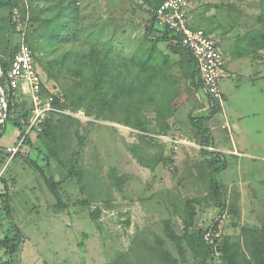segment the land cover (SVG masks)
<instances>
[{"label":"rangeland","instance_id":"obj_1","mask_svg":"<svg viewBox=\"0 0 264 264\" xmlns=\"http://www.w3.org/2000/svg\"><path fill=\"white\" fill-rule=\"evenodd\" d=\"M25 2L29 13L24 18L15 10L16 31L5 32L4 45L14 48L24 38L31 46L39 40L40 51L31 47L43 97L54 90L81 96L86 84L77 74L79 56L92 48L140 62L149 54L168 56L158 70L166 78L153 75L160 84L155 87L158 101H145L141 117L154 136L166 134L183 144L175 152L161 139L154 144L123 129L128 128L121 125L127 118L124 107L115 110L113 120L93 118L87 124L50 116L47 126L28 136L31 144L24 142L11 157L7 149L21 135L9 121L0 139V241L19 236L14 264H200L184 237L182 208L189 202L197 211L189 234L205 231L224 216L225 241L238 264H254L252 240L264 232V50L249 54L246 39L264 28V0H188L194 25L220 40L225 60V109L215 114L181 57L167 42L155 43L158 31L147 37L152 10L144 0ZM69 2H75L76 16L62 17L61 22L70 23L57 28L61 40L50 45L49 21ZM9 14L2 12L6 21ZM239 56L248 59L246 66H236ZM13 99L25 103V111L32 104L23 90ZM15 115L23 113L18 109ZM197 119L210 130L214 153L227 162L226 171L216 174L223 185L224 212L212 198L211 157L192 124ZM50 178L60 198L47 185ZM170 233L182 238V252ZM5 252L0 245V264L9 260Z\"/></svg>","mask_w":264,"mask_h":264},{"label":"trees","instance_id":"obj_2","mask_svg":"<svg viewBox=\"0 0 264 264\" xmlns=\"http://www.w3.org/2000/svg\"><path fill=\"white\" fill-rule=\"evenodd\" d=\"M144 1L151 7L152 10L151 24L147 28V37L150 38L155 30L156 32L158 31L159 34L155 38V43L167 42V46L170 51L176 55H179L183 64L188 68L189 76L192 82L196 86L201 87L199 68L196 59L189 50L181 46L177 37L172 36L171 32H169L167 29L160 28L157 25L155 11L164 0ZM4 10L10 11L7 21L2 16V12ZM15 10H18V12L23 14V17L26 18L27 14L29 13L28 3L25 2V0H0V88L3 91L2 94L0 90V120L3 117V114H6V119L3 123H0V139L4 137L7 124L11 120L14 122L15 127L19 129L21 135L20 138L25 136V128L21 125V119H28L32 110L31 104L30 108L25 111V103L20 104L16 99H13V94L15 91L9 87V71L11 70L12 61L19 49L20 44L18 43L14 48L8 46V42L6 45H4V36L6 34L5 32H10L11 28L16 31L17 22L14 19ZM66 16L71 18L76 16L75 2H69V5L63 9H60L58 13L50 19L49 25L52 28L50 33L51 40L49 41L50 45L53 43L51 42L52 40L56 43L61 40V33H55V31L59 27L69 25L70 21L61 22L62 17ZM206 33L211 34L207 31ZM246 40L251 47L249 54H258L260 51L264 50V28H261L254 34L248 36ZM26 42L29 44L28 39ZM30 43L31 46H34L36 51L41 50L39 40H34ZM31 49L34 52L32 47ZM4 53L7 58L4 57ZM169 61L170 58L168 56L164 58H154L149 54L140 62L135 58L126 59L118 57L113 54L110 49L92 48L89 52L81 54L78 61L79 69L77 74L80 75L79 77L86 84L85 92L81 94V96H78V98H75L73 92L63 93L66 103L62 105V107L71 108L73 110L83 109L89 117L97 120H113L115 119V110L126 107L125 109L127 118L125 119L124 124L121 125L137 131L141 137L149 138L154 144H157L158 141L156 136H154L155 134H151L149 132L150 130L143 123L141 112L145 101H158L156 97L157 90L155 87L160 84L155 81V78L157 77H154L153 75L157 73L158 76H163L166 78L165 73L159 72L158 70H161L163 66ZM149 70H152L151 73ZM6 88L8 89V92ZM56 91L57 90H54L52 93ZM3 97L7 103V110L3 109ZM18 109H20V112H22L23 115L18 118H13L12 115L16 113V110ZM216 112L217 110L213 109V113L215 114ZM61 117L67 118L73 122H79L74 118L65 116ZM47 124L48 120L46 118L43 125L47 126ZM192 124L200 134V145L203 152L211 157L210 166L212 198L220 210L224 212L226 210V206L222 199L223 195L221 193L223 190V185L217 180L216 174L227 169V162L220 154L206 149L207 147L213 146V139L210 130L203 125L204 120H192ZM163 131L166 132V128H163ZM156 135L168 136L166 134ZM24 142L29 145L31 144L29 137H26ZM81 144L83 145L84 142L82 141ZM162 161L163 160L160 159V163ZM140 162L145 166L143 161L140 160ZM46 182L51 192L56 197L60 198V192L55 180L50 178L46 179ZM182 209V212L185 215L184 223L186 234L184 237L188 240V245L190 246L192 252L200 258V264H210V261L215 257L213 255L212 248L204 241V234L206 230H200L191 234L188 232L189 229L194 225L195 216L197 214L195 207L193 206L192 202H189L183 206ZM256 233L257 235H255L252 240L254 264H264V232L262 231ZM169 236L174 242H176L177 247L182 252V238L174 233H170ZM0 245L5 248V254L9 257V260L3 264H14V257L16 256L20 247L19 236L13 238L7 237L0 241ZM219 251L221 253V262L219 264H238L236 255L230 251V245L227 241H225V237L220 243ZM172 264H178V262L174 261Z\"/></svg>","mask_w":264,"mask_h":264},{"label":"built area","instance_id":"obj_3","mask_svg":"<svg viewBox=\"0 0 264 264\" xmlns=\"http://www.w3.org/2000/svg\"><path fill=\"white\" fill-rule=\"evenodd\" d=\"M189 6L188 0H164L155 11L156 22L160 28L167 29L172 36L177 37L181 46L191 52L197 61L201 88L209 98L210 108L212 110L216 109L217 112H224L226 98L221 89V81L226 74L224 72L225 60L220 48V40L215 35L206 33L204 29L195 27L189 12ZM21 35L25 36L23 32ZM8 79L10 89L15 92L23 90L25 95H30L32 103V110L28 119H21V125L25 128V136L7 149L11 157L18 154L26 137L30 136L34 130L39 129L45 123L46 118L51 115L74 118L86 124L95 121L83 109L63 108L62 105L66 103V99L63 93L59 91L51 93L46 98L42 96V79L36 68L34 52L24 38H22L19 49L12 61ZM0 90L3 94L1 88ZM2 103L3 109L7 110L4 97ZM15 116L14 113L12 117ZM5 119L6 114H3L0 123H3ZM117 126L115 125V127ZM121 127L123 128V126ZM123 129L135 132L133 129ZM156 138L170 144L175 152L183 144L180 140H169L167 136H156ZM206 149L216 152L213 146ZM231 153L236 156L242 155L238 150ZM224 221V216L217 218L204 234L205 243L212 248L214 257L220 262L219 247L224 238Z\"/></svg>","mask_w":264,"mask_h":264},{"label":"crops","instance_id":"obj_4","mask_svg":"<svg viewBox=\"0 0 264 264\" xmlns=\"http://www.w3.org/2000/svg\"><path fill=\"white\" fill-rule=\"evenodd\" d=\"M220 48H221V45H220ZM238 59H236V66L237 67H242V65L244 64H246V62H245V60H248L247 58H245V57H242V56H239V57H237ZM246 66V65H245ZM252 69V67H251V65H250V68L248 69H246L247 71H249V70H251ZM230 152V151H229ZM226 171V170H225ZM240 183L241 184H243V182H241L240 181ZM252 184H253V182H251Z\"/></svg>","mask_w":264,"mask_h":264}]
</instances>
